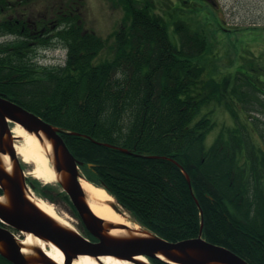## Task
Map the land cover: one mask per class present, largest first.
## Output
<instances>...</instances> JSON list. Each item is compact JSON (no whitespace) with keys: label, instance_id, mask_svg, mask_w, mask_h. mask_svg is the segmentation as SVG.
<instances>
[{"label":"trees","instance_id":"trees-1","mask_svg":"<svg viewBox=\"0 0 264 264\" xmlns=\"http://www.w3.org/2000/svg\"><path fill=\"white\" fill-rule=\"evenodd\" d=\"M121 1L126 17L112 33L111 57L97 61L105 40L69 25L61 33L67 57L60 74L14 82L0 63V93L65 131L61 135L82 162L84 177L104 187L148 231L169 241L195 237L203 217L205 239L249 264H264L263 245L245 236L243 242L233 241L230 226L213 215L217 206L219 212L230 211L235 194L228 189L225 194L221 186L233 185L234 191L240 186L232 182L230 169L241 144L249 146L232 131L206 146L216 106L227 105V88H222L227 79L203 77L200 57L208 34L175 23L176 45L153 6ZM39 185L35 182L36 190ZM38 190L53 199L50 191ZM58 195L70 203L64 192Z\"/></svg>","mask_w":264,"mask_h":264},{"label":"water","instance_id":"water-1","mask_svg":"<svg viewBox=\"0 0 264 264\" xmlns=\"http://www.w3.org/2000/svg\"><path fill=\"white\" fill-rule=\"evenodd\" d=\"M9 121L18 122L25 130L37 136L42 132L50 141L52 166L58 176L57 181L69 196L86 230L96 241L87 240L76 229L61 224L27 197L25 193L27 176L17 158L13 143L15 137L11 134ZM61 133L59 128L0 95V189L3 191L2 201L0 200V220L56 246L64 256L63 264H72L79 256L85 255L96 259L99 256H113L134 264H151L147 260L135 258L139 256L160 259L171 264H248L229 249L204 240L201 237L202 226L196 237L167 241L141 228L133 230L126 224L106 222L96 216L87 203L86 194L79 181L84 179L79 172L82 162L76 160L69 151ZM101 144L111 147L107 143ZM117 149L128 152L121 148ZM1 155L9 158L10 171L6 170ZM183 173L190 186L188 175ZM195 202L197 203L196 200ZM109 205L117 214L125 215L114 202H110ZM113 229H125L128 233L115 236L110 233ZM21 248L22 245L11 234L0 228V254L11 263L57 264L39 248H32L35 255L29 256H25Z\"/></svg>","mask_w":264,"mask_h":264},{"label":"flooded vegetation","instance_id":"flooded-vegetation-1","mask_svg":"<svg viewBox=\"0 0 264 264\" xmlns=\"http://www.w3.org/2000/svg\"><path fill=\"white\" fill-rule=\"evenodd\" d=\"M111 2H117V6H125L121 0H0L1 66L10 71L11 80L20 83L46 81L50 75L60 74L64 66L54 63L50 51L61 43L62 29L73 25L82 35L96 34L92 26L96 24L98 17L93 11V6H111ZM204 2L220 6L215 0ZM44 62L49 63L45 65ZM19 73H23L24 78H20ZM253 78L247 80L246 84L243 83L242 87L247 90L255 89L254 91L264 88V80L259 79V74ZM252 101L258 102L256 99L248 101L247 97L240 102L250 113V108L256 112L258 121L252 123L249 129H243L240 125L232 130L234 137L242 136L245 141L247 139L246 142L251 143L249 147L241 144V148L235 152V163L230 169L232 182L240 186L235 189L230 211L217 213L224 217H219L218 222L230 226L229 235L233 241L243 242L245 236L251 243L259 242L264 247V106H254ZM256 108L263 109V113H258ZM19 164L24 167L20 158ZM26 181L31 187L32 183L28 179ZM2 193L0 189V194ZM236 197L239 198L235 200ZM68 207L70 214L75 217L77 228L84 231L73 208L70 205ZM200 222L203 232V217ZM214 222L216 224V221ZM0 228L20 243L25 238L23 231L1 220ZM202 238L205 239L203 236ZM89 240L95 241L90 238ZM0 264L11 262L0 255Z\"/></svg>","mask_w":264,"mask_h":264},{"label":"rangeland","instance_id":"rangeland-1","mask_svg":"<svg viewBox=\"0 0 264 264\" xmlns=\"http://www.w3.org/2000/svg\"><path fill=\"white\" fill-rule=\"evenodd\" d=\"M144 1H149L153 10L162 15L168 25V35L172 43L179 45L174 31V24L178 22L184 23L192 30L199 29L208 34V48L200 57L203 60L200 63L204 67L203 77L213 78L218 82L227 79L226 84L222 85V88H227L225 93L227 105L223 101L216 106L213 115L216 122L207 135L206 146H209L218 135H226L227 131L234 130L235 126L241 125L243 129H249L252 123L257 122L256 112L250 108V113L240 101L244 97L241 90L243 83L246 84L247 80L254 79L253 76L258 74L259 79L264 80V0H218L223 5L218 8L205 3L204 0H173V2L172 0H135V3L142 6ZM110 4L111 6H93L98 19L92 27L101 37H108L113 30L112 26L126 17L122 6H117V2ZM110 45L108 44L100 52V60L111 57ZM255 92L251 99H256L258 102L252 101V104L254 106L260 104L263 107L264 88ZM211 106L212 102L204 106L203 110ZM256 109L258 113H263V109ZM249 144L251 145L250 142L248 146ZM23 164V169L28 171L30 166ZM27 176L34 186L31 189L32 197L52 204L57 215L68 223L67 226L79 231L75 217L70 214L69 203L58 195L62 189L57 179L52 183H44L30 175ZM35 182L40 184L37 190ZM38 189L50 191L53 199L42 196ZM126 217L133 220L127 211ZM132 222L139 226L137 221Z\"/></svg>","mask_w":264,"mask_h":264},{"label":"bare ground","instance_id":"bare-ground-1","mask_svg":"<svg viewBox=\"0 0 264 264\" xmlns=\"http://www.w3.org/2000/svg\"><path fill=\"white\" fill-rule=\"evenodd\" d=\"M65 66V64L63 65ZM10 128L14 137L17 138L15 141V150L17 151V155L20 157L21 161L26 164L28 169L27 174L34 177L35 179L41 180L44 183H52L55 179H58L56 172L52 166V145L50 141L44 136L42 132H39V136L35 133H30L25 130L22 125L15 121H9ZM4 166L7 171L11 170V162L9 158L4 155L1 156ZM184 174V173H183ZM185 176V174H184ZM186 178V176H185ZM81 187L86 194V200L89 204L92 212L101 219H104L106 222L113 223H123L131 227L133 230H139V226L129 220L126 216H122L117 214L109 205L110 202H113L114 199L111 195H109L103 188L98 187L84 179H80ZM233 186V185H232ZM228 186H221L223 188V192L225 194L228 189L230 193H234L235 191ZM230 189V190H229ZM224 196V195H223ZM27 197L42 211L46 214L60 222L61 224L67 226L68 223L57 215L52 204L47 203L42 199H35L32 195H28ZM239 197H236L237 200ZM2 201V198L0 199ZM211 204L214 207L217 205L216 201H213L210 198ZM216 219L220 217L219 206H217V211L215 210ZM213 212V213H214ZM220 213V212H219ZM222 213V212H221ZM221 218V217H220ZM115 236H123L128 233L125 229H113L110 232ZM136 234V231L133 232ZM22 244V253L25 256H29L31 254L32 248L36 247L40 250H43L52 260H54L57 264H63L64 256L62 252L53 244L46 243L40 238L34 236L31 233H25V238L21 242ZM140 260H144V257H136ZM72 264H133L127 260H122L119 258H115L113 256H101L98 259L93 258L91 256H79L77 259L73 261Z\"/></svg>","mask_w":264,"mask_h":264}]
</instances>
